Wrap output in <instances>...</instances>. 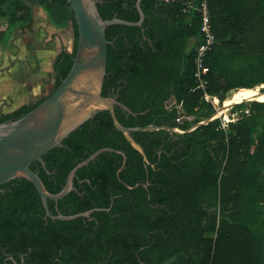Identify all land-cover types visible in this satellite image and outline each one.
<instances>
[{
    "label": "trees",
    "instance_id": "trees-1",
    "mask_svg": "<svg viewBox=\"0 0 264 264\" xmlns=\"http://www.w3.org/2000/svg\"><path fill=\"white\" fill-rule=\"evenodd\" d=\"M27 1L43 7L53 22L60 8L62 24L70 21L72 47L52 64L51 91L0 111V124L23 117L51 95L76 52L77 28L66 0H0V48L16 27L29 23ZM136 1L95 0L102 20L128 22L139 20ZM183 1L141 0V26L105 29L101 95L115 99L123 127L187 131L201 122L194 116L207 120L215 113L194 77L201 14L182 13ZM207 8L215 42L205 59L206 92L222 104L239 89L264 85V0H207ZM249 100L233 107L241 115L225 129L214 119L183 134L131 133L145 160L114 128L109 112L97 111L29 168L56 194L91 153L122 151L126 162L118 175L123 157L103 152L76 172L71 192L47 200L53 216L103 211L51 220L29 181L6 182L0 186V264H264V100ZM179 116L194 120L177 121Z\"/></svg>",
    "mask_w": 264,
    "mask_h": 264
},
{
    "label": "water",
    "instance_id": "water-1",
    "mask_svg": "<svg viewBox=\"0 0 264 264\" xmlns=\"http://www.w3.org/2000/svg\"><path fill=\"white\" fill-rule=\"evenodd\" d=\"M66 2L72 9L77 28L76 52L69 72L42 103L23 117L0 124V186L16 178L29 181L41 199L45 216L51 220L60 221H70L78 217L89 218L94 210L103 211V209H92L68 216L61 214L53 216L48 210L47 200L57 202L71 192L76 172L103 152L118 153L123 157L122 164L116 173L118 175L125 165V154L111 148H102L91 153L71 169L64 186L56 194H50L37 173L29 167L32 163L40 162L50 150L60 146L70 133L89 120L97 111L107 110L109 112L114 128L120 131L126 140L142 154L144 160L142 149L133 141L131 133L164 129L183 134L215 119L199 122L187 131L152 125L135 128L121 126L114 113V105L117 102L114 98L101 95L106 71L105 29L115 24L130 27L141 26L144 20L140 8L141 0L136 1V9L139 14L137 22H128L118 18L102 20L98 14L95 0H66ZM235 104L228 105V107ZM126 187L131 189V187Z\"/></svg>",
    "mask_w": 264,
    "mask_h": 264
},
{
    "label": "crops",
    "instance_id": "crops-1",
    "mask_svg": "<svg viewBox=\"0 0 264 264\" xmlns=\"http://www.w3.org/2000/svg\"><path fill=\"white\" fill-rule=\"evenodd\" d=\"M31 7V18L29 23L23 27H16L12 34L9 35L7 45L11 47L9 51L10 56L12 57L13 68H29L31 66L37 73L47 74L48 84H53V81L49 78L52 72V64L56 56L62 51L66 50L67 45H70L71 41V26L70 21L67 24H62L61 18L62 15L58 13L60 8L55 9V22H53L47 15V12L43 7L37 3L29 4ZM58 10V11H57ZM64 12V11H63ZM64 14V13H63ZM15 36V34L17 35ZM21 36V38H20ZM42 44V47L39 49L34 48L35 43ZM66 43V44H65ZM39 77H32V80H38ZM8 80V79H7ZM51 80V82H50ZM4 86V87H3ZM12 88V87H11ZM6 89L10 90L9 83H5L0 86V91H5ZM34 91H39L37 87L33 88ZM23 96H19V102H17L16 108L21 105L29 104L24 101Z\"/></svg>",
    "mask_w": 264,
    "mask_h": 264
},
{
    "label": "rangeland",
    "instance_id": "rangeland-1",
    "mask_svg": "<svg viewBox=\"0 0 264 264\" xmlns=\"http://www.w3.org/2000/svg\"><path fill=\"white\" fill-rule=\"evenodd\" d=\"M27 3L30 4L29 1H27ZM5 26L6 25L4 24V20H2L1 29H4ZM18 35H19L18 33L17 35L15 34L16 37ZM70 36H71L70 45L65 46L66 50H69V51L71 50V47H72V38H73L72 30L70 32ZM40 47H42V44L40 43L38 44L37 42L34 44L35 49H39ZM11 49L12 48L9 47L7 44L4 48H0V86L4 85L7 82L9 83V86H10V90L6 89L5 91H0V111L2 113H7V112L12 111V109L16 107V105L14 104L20 101L19 96L24 95L23 96L24 101L27 103H32L46 96L52 89L51 83L50 85L48 84L47 74L43 72L37 73L35 71L36 69L34 70V68L31 66H28L29 68H26V67L24 68L23 66H20V68H13L12 70H10L11 65L13 63L11 62L12 57L9 54V51H11ZM34 76L39 77L38 80H32V77ZM35 87H37L40 90L34 91L33 88ZM251 90L255 91V93L259 92V94H262L264 93V85L256 86L252 88ZM244 91L245 89H239L238 92L234 91L235 92L234 97L236 96V94L238 93L239 94L236 96V98H230L229 100H225L224 103L226 104V106L232 105L233 103L232 104H228V103L238 100ZM262 96L264 97V94ZM253 97L255 98V95H253ZM250 98L251 97L247 96L246 99L241 100V102L239 103H242V101L251 102L252 100H249ZM222 104L220 106H222ZM235 105L231 107L230 113H236L235 116L237 118V116L240 117L241 113L237 110L235 111V109L233 108ZM215 114L216 112L211 118L215 117ZM179 117H180V120L183 119L182 118L183 116H179ZM191 118H192L191 122L194 120V118L196 120L199 119L201 122L205 121L202 118V116H198V117L194 116V118L193 117ZM254 136L255 134L253 135V137Z\"/></svg>",
    "mask_w": 264,
    "mask_h": 264
},
{
    "label": "built area",
    "instance_id": "built-area-1",
    "mask_svg": "<svg viewBox=\"0 0 264 264\" xmlns=\"http://www.w3.org/2000/svg\"><path fill=\"white\" fill-rule=\"evenodd\" d=\"M182 13H189L190 11H197L201 14V26L200 32L202 35V43L196 47V55L194 58V77L196 79V89L202 91V99L204 102L211 105V107L216 112L215 119L220 122V128L225 129L229 123H233L238 120L236 118V113H230L231 107L225 106L224 102L221 105L219 99L216 96H212L206 92L207 80L206 76L209 73V68L205 64V59L208 53L212 50L215 39L210 26V18L207 8V0H184L182 4ZM224 110V111H223ZM183 119L191 122V117H182ZM180 121V118L177 119Z\"/></svg>",
    "mask_w": 264,
    "mask_h": 264
},
{
    "label": "bare ground",
    "instance_id": "bare-ground-1",
    "mask_svg": "<svg viewBox=\"0 0 264 264\" xmlns=\"http://www.w3.org/2000/svg\"><path fill=\"white\" fill-rule=\"evenodd\" d=\"M238 92V91H237ZM253 95H255V97H259V99L264 100V97L262 96V94H259V92L255 93V91H252L251 89H245V91L242 93L241 97L236 100V101H232L231 103L228 104H235L240 102L241 100H244L247 98V96L251 97L250 99H255L253 97ZM229 100V99H228ZM224 105L226 106V104L224 103ZM224 111V110H223Z\"/></svg>",
    "mask_w": 264,
    "mask_h": 264
}]
</instances>
